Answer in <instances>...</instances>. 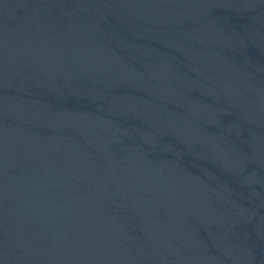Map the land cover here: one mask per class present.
Masks as SVG:
<instances>
[{"label":"water","instance_id":"95a60500","mask_svg":"<svg viewBox=\"0 0 264 264\" xmlns=\"http://www.w3.org/2000/svg\"><path fill=\"white\" fill-rule=\"evenodd\" d=\"M0 264H264V0H0Z\"/></svg>","mask_w":264,"mask_h":264}]
</instances>
